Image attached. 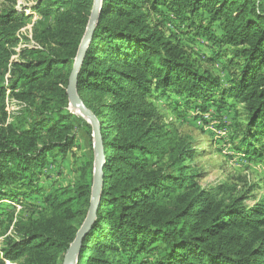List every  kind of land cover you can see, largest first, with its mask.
I'll use <instances>...</instances> for the list:
<instances>
[{
	"label": "trees",
	"instance_id": "16d2710c",
	"mask_svg": "<svg viewBox=\"0 0 264 264\" xmlns=\"http://www.w3.org/2000/svg\"><path fill=\"white\" fill-rule=\"evenodd\" d=\"M3 1L0 197L31 214H10L8 228L14 233L3 234L0 264H62L87 216L93 186L95 157L80 160L76 155L80 144L67 111L69 77L93 0L28 5L31 13L53 16L54 23L34 35L42 48L25 49L18 60L12 59L18 31L29 15L18 0ZM167 18L206 36L219 50L212 57L196 55L169 32ZM220 56L226 58V82L213 66ZM8 73L7 88L1 82ZM7 89L34 107L37 118L29 127L15 119L6 123ZM155 92H177L203 104L214 95L221 105L233 99L246 112L239 149L262 156L264 4L103 0L77 93L101 123L106 163L96 220L76 264H264V200L249 206L242 197L217 200L200 189L187 164L196 152L178 145L176 128L153 99ZM81 120L92 134L91 124ZM54 154L74 157L75 179L41 187L48 157ZM34 196L41 205L29 200Z\"/></svg>",
	"mask_w": 264,
	"mask_h": 264
},
{
	"label": "rangeland",
	"instance_id": "374dc122",
	"mask_svg": "<svg viewBox=\"0 0 264 264\" xmlns=\"http://www.w3.org/2000/svg\"><path fill=\"white\" fill-rule=\"evenodd\" d=\"M258 1L264 4V0ZM39 2L41 0H18V3L25 7ZM6 5L3 0H0V10ZM25 14L29 15L25 25L27 27L25 34L31 32L33 36L38 35L54 23L53 16H44L39 11L25 12ZM164 21H166L165 26L169 32L177 34L188 49L196 55L212 57L214 52L219 50L206 36L196 35L192 29L186 30L181 22L169 18ZM214 27L217 32H220L217 23ZM226 65V58L222 56L218 57L213 65L215 73L220 75L224 82L229 76ZM1 84L7 88L10 87L9 73ZM8 94L16 100L14 102L16 113H11V121L15 119L18 125L29 127L37 118L34 107L19 100L11 94L10 89H7L3 102L7 120L6 96ZM153 99L161 112L165 114L166 121L176 128L178 145L184 150L191 149L196 152L194 158L188 160L187 164L190 165L191 172L196 175L195 179L200 189L208 191L217 200L242 197L244 198L243 203L249 206L264 200V154L262 156L249 155L239 149L246 124V112L242 105L231 98L226 99V102L221 105L218 95H214L204 104L199 101L189 102L177 92H170L165 96L155 92ZM40 102L39 99L38 106ZM67 111L73 115L71 118L72 133L80 144V149L75 151L76 155L80 157V160L95 157L93 132L90 134L83 127L81 119L84 117L80 114L81 112L70 105V102ZM45 113L52 116L50 111ZM261 145H264V142ZM73 161L74 157L71 154L67 158H62L57 154L49 156L44 175L39 180L41 187L52 184L59 187L72 183L75 179L72 170ZM29 200L41 205L40 198L37 196ZM14 204L0 197V251L4 241L3 234L14 233L13 228L10 229L11 231L8 228L10 216L28 217L31 214V211L21 204ZM32 215L36 217L38 213ZM7 264L13 263L7 262Z\"/></svg>",
	"mask_w": 264,
	"mask_h": 264
},
{
	"label": "water",
	"instance_id": "95a60500",
	"mask_svg": "<svg viewBox=\"0 0 264 264\" xmlns=\"http://www.w3.org/2000/svg\"><path fill=\"white\" fill-rule=\"evenodd\" d=\"M103 0H93L91 13L89 16L86 31L81 40L78 48V52L72 67V71L69 77V83L67 87V94L70 105L80 109V114L86 118V120L92 126L93 138H94V150H95V162H94V175L93 186L90 199L89 210L85 220L78 229L73 242L68 247L66 253L63 256L62 264H76L79 254L83 245V241L86 235L92 228L93 223L96 220L98 207L100 204V196L102 192V185L104 180V168L106 163L105 148L102 136L101 123L98 117L93 113L91 109L81 100L77 93V80L82 63L84 61L86 52L93 39L94 31L98 25V20L102 10Z\"/></svg>",
	"mask_w": 264,
	"mask_h": 264
},
{
	"label": "built area",
	"instance_id": "2783aa9c",
	"mask_svg": "<svg viewBox=\"0 0 264 264\" xmlns=\"http://www.w3.org/2000/svg\"><path fill=\"white\" fill-rule=\"evenodd\" d=\"M24 8H25L24 9L25 12H30L31 6H29L28 9L26 7ZM26 28L27 27L24 26L18 31L19 43L14 48L15 54L12 56V59L14 60H18V58L20 57L21 51L25 49H41L42 48L41 45L34 39V36L31 32L28 34H25ZM14 102H16V100L13 97H10V95L8 94L6 96V108L8 111L7 123H9L12 120L11 113H16Z\"/></svg>",
	"mask_w": 264,
	"mask_h": 264
},
{
	"label": "bare ground",
	"instance_id": "6f19581e",
	"mask_svg": "<svg viewBox=\"0 0 264 264\" xmlns=\"http://www.w3.org/2000/svg\"><path fill=\"white\" fill-rule=\"evenodd\" d=\"M76 109L80 112V109H78L77 107H76Z\"/></svg>",
	"mask_w": 264,
	"mask_h": 264
}]
</instances>
